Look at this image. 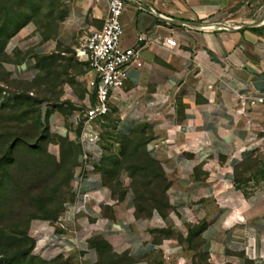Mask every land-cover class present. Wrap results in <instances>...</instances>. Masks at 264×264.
I'll use <instances>...</instances> for the list:
<instances>
[{"label": "crops", "instance_id": "0c3cea01", "mask_svg": "<svg viewBox=\"0 0 264 264\" xmlns=\"http://www.w3.org/2000/svg\"><path fill=\"white\" fill-rule=\"evenodd\" d=\"M64 2L68 13L57 38L32 36L19 48L31 54L4 64L10 78L33 80L36 57L75 36L82 44L101 29L103 2ZM263 11L264 0H125L121 47H134L140 36L145 40L139 44L141 66H127L122 89L110 94L111 132L122 138L147 126L146 152L167 180L171 210L165 217L153 212L137 219L131 194L113 200L96 171L103 155L96 144L93 171L72 181L80 212L62 226L59 219L31 226L38 256L98 264L102 252L93 243L100 239L112 264H167L163 251L169 249H178L173 261L187 264L186 241L159 232L199 225L204 228L197 240L212 264H264V164L247 193L235 184L241 166L264 157V15L259 26L248 27ZM166 38L176 41V50L160 45ZM90 77L87 72L85 82ZM47 123L59 137L70 132L56 110Z\"/></svg>", "mask_w": 264, "mask_h": 264}, {"label": "rangeland", "instance_id": "374dc122", "mask_svg": "<svg viewBox=\"0 0 264 264\" xmlns=\"http://www.w3.org/2000/svg\"><path fill=\"white\" fill-rule=\"evenodd\" d=\"M67 13L64 0H0V136L5 134L2 114H8V108L15 104L17 96L30 98L32 102L43 101L41 106L34 105L20 122L27 139L18 142L11 156L6 157V162L12 160L11 167L1 170L0 227L9 224L28 225V236L34 240V247L36 234L31 231V226L35 223H55L65 211V206L75 199L72 174L79 166L82 152L80 145L69 139L60 142L54 137L59 136L50 132L47 116L56 110L64 117L66 129L72 131L69 116L75 111L83 112L88 99L91 102L85 82L88 69L86 63L76 57L75 50L80 46L78 36L68 45L59 44L56 52L52 53V60L35 59V65L38 64L39 68L31 81L10 78L4 70V64H18L28 57L31 51H21L19 48H24L32 36L38 35L43 41L55 40ZM43 104L48 105L45 120H41L48 130L45 134L43 129L35 132L33 126V120L39 116L41 119ZM113 120L112 115L108 114L89 121L84 128L85 139L102 148L103 155L98 167L108 165L111 156L117 155L122 147L123 139L111 132ZM8 126L15 125L9 123ZM2 141L0 138V159L5 158ZM136 155L150 167L145 162L142 146ZM262 164L264 157H256L241 166L236 173V187L244 193L253 188L256 184L255 174ZM121 183L123 187H128L130 181L123 175ZM30 216L35 218L29 222ZM198 228L199 225H189L177 233L170 232L171 237L180 243ZM186 248L187 264H212L201 251L197 240ZM32 256L44 262L53 261L41 258L34 249ZM60 258V264H85L73 258ZM112 263V256L106 247L98 264Z\"/></svg>", "mask_w": 264, "mask_h": 264}, {"label": "trees", "instance_id": "16d2710c", "mask_svg": "<svg viewBox=\"0 0 264 264\" xmlns=\"http://www.w3.org/2000/svg\"><path fill=\"white\" fill-rule=\"evenodd\" d=\"M53 57V54H51L50 56L36 57V60L42 59V61H49ZM36 65V69H38L39 65ZM42 103L43 101L32 102L30 98L17 96L15 98V104L8 108V114H2V119L5 120V134L2 137L0 136V138L3 140L1 146L5 148V158L0 159V185L3 178L1 177L3 173L1 170H4V167L9 169L12 165V160L6 162V157L11 156V152L18 142L27 139V134L24 132V127L20 126V122L32 111L34 105L41 106ZM9 123H13L15 126H8ZM33 126L35 132L43 129V133L45 134L48 131L45 128V124L41 123L40 116L33 120ZM80 129V126L75 129L77 135L80 134ZM54 137L60 142L64 139L68 140L67 137ZM122 139V147L117 155L111 156V162L108 165L96 166V171L101 176L102 184L108 189L113 200L122 201L126 194L130 192L132 195L134 214L137 219L149 218L153 212H157L162 217H165L171 210L166 197L168 183L160 165L152 160L146 152V146L151 140L147 126H139L130 136L122 137ZM131 146L132 148L129 149ZM140 146L144 149L145 162L150 167L143 163L142 158L141 160L137 158L136 151ZM123 175L130 181L128 187H123L121 183V177ZM34 218L35 216H30L28 221L30 222ZM203 228L204 226H199L195 232L189 234L186 239L188 246H191L193 241L197 240ZM159 234L164 237L172 236L169 231H161ZM93 246L100 252L108 247L100 239L94 240ZM33 249L34 240L28 236V225L9 224L0 227V264H60V257L51 262H44L37 259L32 256Z\"/></svg>", "mask_w": 264, "mask_h": 264}, {"label": "built area", "instance_id": "2783aa9c", "mask_svg": "<svg viewBox=\"0 0 264 264\" xmlns=\"http://www.w3.org/2000/svg\"><path fill=\"white\" fill-rule=\"evenodd\" d=\"M103 2L106 5V17L100 30L91 32L79 48L75 50L76 57L87 64L88 73L91 77L86 81L88 96L92 99L85 106L83 112L75 111L68 122L73 127L66 137L80 145L81 155L79 166L73 175L74 181H81L84 176L93 171L96 160L92 156L91 147L96 144L90 143L85 139L84 128L89 121L102 118L111 113L109 107V98L112 92H118L122 89L125 80V69L130 64L141 66L140 62V43L145 40L143 36L138 37L136 45L131 48L121 47V38L123 29L120 23V17L124 10L125 0H94ZM160 45L169 51L177 48V43L173 38L164 39ZM262 103L261 100H258ZM254 102L251 101L250 105ZM81 128V134L77 135L75 129ZM80 195L65 206V211L59 218L60 225L72 220L80 212L77 207ZM178 249H169L163 251V259L167 264H184L172 257Z\"/></svg>", "mask_w": 264, "mask_h": 264}, {"label": "water", "instance_id": "95a60500", "mask_svg": "<svg viewBox=\"0 0 264 264\" xmlns=\"http://www.w3.org/2000/svg\"><path fill=\"white\" fill-rule=\"evenodd\" d=\"M264 15V11L263 13L261 14V16L252 24L248 25V27H255V26H259L262 22V17ZM223 28H227L225 26H221ZM47 104H43V106L41 107V120L44 122L45 120V115H46V110H47Z\"/></svg>", "mask_w": 264, "mask_h": 264}, {"label": "bare ground", "instance_id": "6f19581e", "mask_svg": "<svg viewBox=\"0 0 264 264\" xmlns=\"http://www.w3.org/2000/svg\"><path fill=\"white\" fill-rule=\"evenodd\" d=\"M263 21H264V18H263Z\"/></svg>", "mask_w": 264, "mask_h": 264}]
</instances>
